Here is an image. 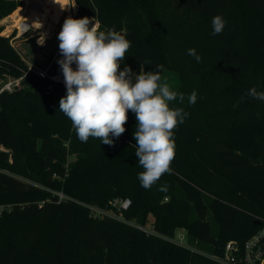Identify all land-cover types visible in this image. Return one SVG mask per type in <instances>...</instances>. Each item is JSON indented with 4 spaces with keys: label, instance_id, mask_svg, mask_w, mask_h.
<instances>
[{
    "label": "trees",
    "instance_id": "1",
    "mask_svg": "<svg viewBox=\"0 0 264 264\" xmlns=\"http://www.w3.org/2000/svg\"><path fill=\"white\" fill-rule=\"evenodd\" d=\"M75 3L73 18L96 15L100 30L131 41L120 70L174 72L185 99L170 106L189 115L174 130L171 174L143 188L135 114L113 145L81 142L59 111L65 85L26 75L2 36L22 1L0 0V80H20L0 93V264H218L210 256L228 242L244 245L264 229V102L247 95L264 91V0ZM217 15L226 25L214 36ZM127 199L123 219L94 218L83 205L118 213L112 203ZM148 225L164 237L185 231L189 248L139 228Z\"/></svg>",
    "mask_w": 264,
    "mask_h": 264
},
{
    "label": "clouds",
    "instance_id": "2",
    "mask_svg": "<svg viewBox=\"0 0 264 264\" xmlns=\"http://www.w3.org/2000/svg\"><path fill=\"white\" fill-rule=\"evenodd\" d=\"M53 2L58 4L57 0ZM69 7L75 8L76 3L67 7L60 5L61 10ZM211 23L214 36L221 34L226 25L221 15L213 17ZM43 26L39 19L29 24L26 18L23 28L25 32H33ZM100 28L96 15L92 18L68 16L63 21L57 37L62 58L57 63L63 73L66 95L59 100V111L71 121L81 142L94 138L109 146L114 144L113 138H119L126 131L128 113H134L135 156L143 168L138 180L143 188L150 189L164 174L172 172L174 130L189 114L183 108L170 105L174 101L182 104L185 96L173 90L166 79L161 82L163 66L145 71L141 65L139 73H134L129 66L120 70L131 41L115 29ZM46 35L41 32L37 38L39 46L45 45ZM186 54L201 61L194 48H189ZM247 95L264 102V91H257L255 87ZM196 101L194 90L188 96V103L194 105Z\"/></svg>",
    "mask_w": 264,
    "mask_h": 264
},
{
    "label": "built area",
    "instance_id": "3",
    "mask_svg": "<svg viewBox=\"0 0 264 264\" xmlns=\"http://www.w3.org/2000/svg\"><path fill=\"white\" fill-rule=\"evenodd\" d=\"M24 23L25 22H21L17 26V32L14 34V37L11 41L12 46L18 53L19 51L16 49L15 45L18 41H20V38L22 36L26 35L29 32H25L23 28ZM30 73L42 79H50L53 82L65 85L61 69L57 70V72L54 74H50L49 69H41L37 66L30 64L26 75ZM16 86H20V80H13L12 82L8 83L6 87L2 91H0V93L5 90L12 91ZM58 195L61 200L67 199L62 194ZM83 205L91 210V216L94 218H98L102 215H109L119 219H123L121 212L127 211L130 208L131 201L128 199L115 200L112 205L118 210V213H116L114 210L101 209L87 204ZM139 228L148 235L161 237L174 244L189 248L188 236L187 233L183 230L177 231L173 237H164L161 236L158 232H156L153 227L148 228L147 226H139ZM210 258L218 264H264V229H261L244 245H241L237 241L228 242L225 246L224 254L222 256L218 257L212 255L210 256Z\"/></svg>",
    "mask_w": 264,
    "mask_h": 264
},
{
    "label": "rangeland",
    "instance_id": "4",
    "mask_svg": "<svg viewBox=\"0 0 264 264\" xmlns=\"http://www.w3.org/2000/svg\"><path fill=\"white\" fill-rule=\"evenodd\" d=\"M72 3H75V0H69V5L68 6H70ZM43 8H46V7H43ZM20 9H24V8H20ZM52 9H53V6H52ZM67 9H66L67 12L62 13L61 14L62 16L60 15L61 17L59 16L60 18L59 17H55L54 21L52 20V22H56V23L51 24L52 27H53L52 29H51V25H47V27L44 25L45 23L42 21V18L39 19V20H41L43 22V25H44L43 28L41 30H39V31L47 34L46 35V42H45L44 46H39L36 43L38 36L32 38L28 42L21 43L20 45L18 43V44L15 45L16 49L20 53H21V49L27 51L26 54H25V57L27 55L31 56L32 58L30 59V61L33 62L34 64H36L41 69H43L46 66H48V64L50 63L51 57L54 56L56 51L58 50V48H59V40L57 39V37H58V34H59V32H60V30L62 28L63 21L68 16H73L74 15V13H75V11L77 9V6H76V9L71 8V7L67 8ZM33 12H34V10H32L30 18L28 20L29 23H32L35 20V18H33V17H35ZM22 14L23 13L21 12L19 15L15 16V17H18V16L23 17ZM17 25L18 24L16 23V24H13V26L11 24L8 27L4 26L3 33H5V32L10 33V37L13 38L14 37V33H15V29H16L15 26H17ZM50 29H51V31H50ZM31 33L35 34L34 32H31ZM26 36H28V35H26ZM20 40H22V38H20ZM59 69H61V68H60V65L57 63V65L54 66L53 68H51V70L49 72H50V74H54ZM171 75H173V74H171L167 69H164L162 71V81L161 82H163L166 79L167 82L172 86L173 90L177 91V89H178L177 87L179 85V81H178V79H175V80L171 79ZM12 81L13 80L10 79V78H6V79L0 80V91H2L6 87V85L8 83L12 82ZM71 158L73 159L74 157L72 156ZM212 225H213V227H215L214 226V222H212ZM147 227L149 228V227H151V225H148Z\"/></svg>",
    "mask_w": 264,
    "mask_h": 264
},
{
    "label": "crops",
    "instance_id": "5",
    "mask_svg": "<svg viewBox=\"0 0 264 264\" xmlns=\"http://www.w3.org/2000/svg\"><path fill=\"white\" fill-rule=\"evenodd\" d=\"M20 1H22V0H20ZM22 6H20L19 8H24V9H19V10H24L23 11V14H22V16L23 17H21V16H18V17H14V18H12V16H13V14L15 13H13L12 15H10L9 17H7L6 19H4V21H2V25L3 26H5V27H8L10 24L13 26V24H20L21 22H26V18H27V21L29 20V18H30V15H31V13H32V10H33V6L31 5V6H29V7H27L26 5H25V0H24V2L22 1ZM68 4H69V0H68ZM27 9V10H26ZM53 9H54V7H53ZM74 9H76V7L74 8ZM68 10V9H67ZM67 10H65L63 13H65V12H67ZM18 11V10H17ZM28 11V12H27ZM17 16V15H16ZM62 16V15H61ZM60 16V17H61ZM59 17V18H60ZM71 17H73V16H71ZM6 21V22H5ZM28 23H29V21H28ZM53 23H56V22H51V21H49V22H47V23H45V24H47V25H51V24H53ZM29 24H31V23H29ZM44 24V25H45ZM17 25V26H18ZM17 26H15V33L17 32ZM46 26V25H45ZM47 27V26H46ZM53 27H52V25H51V29H52ZM8 29V28H7ZM51 29H50V31H51ZM49 31V32H50ZM13 32V31H12ZM32 31H29L26 35H28V36H26V35H24V36H22L21 38H22V40H20V41H18L17 42V44L19 43V45L21 44V43H24V42H28V41H30L32 38H34V37H36V36H38L39 37V35L41 34V31H33L35 34H33V33H31ZM14 33V34H15ZM26 36V37H25ZM36 43H37V41H36ZM21 49V48H20ZM26 52L27 51H25V50H22L21 49V53L23 54H21L20 52V55L22 56V58L30 65V64H32V65H34V66H37L36 64H34L33 62H31L30 61V59L32 58L31 56H29V55H27L26 57H25V54H26ZM58 54H59V48H58V50L56 51V53H55V55L54 56H52L51 57V60H50V63L48 64V66H46L45 68H43V69H49V71L51 70V68H53L54 66H55V60H56V58H57V56H58ZM38 67V66H37Z\"/></svg>",
    "mask_w": 264,
    "mask_h": 264
},
{
    "label": "bare ground",
    "instance_id": "6",
    "mask_svg": "<svg viewBox=\"0 0 264 264\" xmlns=\"http://www.w3.org/2000/svg\"><path fill=\"white\" fill-rule=\"evenodd\" d=\"M57 3L58 4L54 3L53 0H25V5L27 7L31 5L33 6V10H34L33 13L35 16L33 18H35V20L42 18V21L44 23H47L49 21L52 22V20L54 21L55 17H59L65 11V10H61L60 5L64 7H67L69 5L68 0H67V3H65V0H57ZM52 6L54 7V9H52ZM43 7H46V8H43ZM23 11L24 10L16 11L13 14L12 18L15 17L16 15H19L21 12L23 13ZM45 25L47 26V24Z\"/></svg>",
    "mask_w": 264,
    "mask_h": 264
},
{
    "label": "water",
    "instance_id": "7",
    "mask_svg": "<svg viewBox=\"0 0 264 264\" xmlns=\"http://www.w3.org/2000/svg\"><path fill=\"white\" fill-rule=\"evenodd\" d=\"M4 21V20H3ZM93 24L95 23V21H93L92 22ZM92 25L90 24V27H91ZM122 34H124V33H122ZM125 35V34H124ZM2 36L3 37H10V33H7V32H5V33H2ZM171 74H173V75H171V79H173V80H175V79H177V77H176V75H175V73L174 72H172V71H169ZM179 81V80H178ZM179 85H180V82H179ZM179 85H178V87H179ZM177 87V88H178Z\"/></svg>",
    "mask_w": 264,
    "mask_h": 264
}]
</instances>
